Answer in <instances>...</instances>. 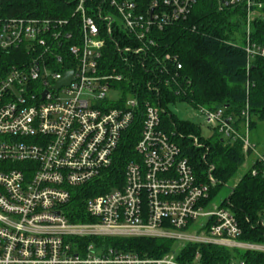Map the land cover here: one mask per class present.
Here are the masks:
<instances>
[{"label": "built area", "instance_id": "built-area-1", "mask_svg": "<svg viewBox=\"0 0 264 264\" xmlns=\"http://www.w3.org/2000/svg\"><path fill=\"white\" fill-rule=\"evenodd\" d=\"M196 1L76 0L72 20L0 17V51L22 47L29 54L28 62L0 76V264H204L199 249L189 260L178 259L187 245L237 251L216 264H246L238 253H264V232L260 242L241 239L230 210L210 196L212 166L200 180L173 139L175 131L162 126V108H139L134 90L123 96L125 75L104 61L110 39L121 63L145 68L152 90L176 83L181 63L156 53V37L184 21ZM217 2L220 9L244 10L247 57L264 58V44L249 39L250 23L264 19V4ZM70 71V82L55 88ZM194 108L212 131L240 140L244 153L256 149L247 103L239 122L222 107ZM137 120L138 139L122 182L115 175L107 191L72 205L116 166ZM183 136L201 146L197 135ZM128 237L174 245L149 257L107 242Z\"/></svg>", "mask_w": 264, "mask_h": 264}, {"label": "trees", "instance_id": "trees-1", "mask_svg": "<svg viewBox=\"0 0 264 264\" xmlns=\"http://www.w3.org/2000/svg\"><path fill=\"white\" fill-rule=\"evenodd\" d=\"M264 4V0H259ZM76 0H0V17H31L72 20ZM264 12V8L262 9ZM245 12L241 8L220 9L217 0H197L188 17L175 25L157 33L156 53L175 55L182 68L178 70L176 83L158 84V92L146 84V70L140 65L130 68L124 65L121 55L107 40L105 59L109 67L115 64L125 78L120 82L123 96L134 90L139 108L146 103L162 108L161 124L166 130L175 131L173 139L178 143L194 171L202 181H206L208 169L215 183L211 184L210 196L223 193L225 184L231 180L245 158L251 152L244 153L240 140L224 138L213 130L210 137L204 139L200 133V124L193 120L178 119L171 106L179 102L202 105L208 108H220L226 114L241 120L240 111L248 104L250 133L259 121L264 120V58L247 57L245 51ZM249 39L264 44V19L255 18L250 23ZM238 34L239 37H236ZM241 40L238 43L237 40ZM29 61L28 52L22 48L0 51V76L12 66ZM249 66L247 68V64ZM173 70V69H172ZM138 120L133 126L134 132L125 137L123 147L118 150V161L95 180L91 187L76 196L72 205H79L85 196L107 191L113 183V176L121 178L124 165L132 158L134 142L138 139ZM135 134V139H134ZM179 134L197 135L201 146H194L187 137ZM132 136V138H130ZM136 158V157H135ZM254 171V173H253ZM116 184H118L116 182ZM120 184V183H119ZM227 195L222 198L238 222L241 239L254 242L262 241L264 232V149L260 157H255L250 167L228 187ZM109 244L123 251L159 257L170 250L174 243L168 239L128 237L109 238ZM200 250L204 264L227 262L232 251L221 246L207 247L187 245L178 259L189 260L194 251ZM236 252L237 251H233ZM246 264H264V253L244 252L237 254Z\"/></svg>", "mask_w": 264, "mask_h": 264}, {"label": "rangeland", "instance_id": "rangeland-1", "mask_svg": "<svg viewBox=\"0 0 264 264\" xmlns=\"http://www.w3.org/2000/svg\"><path fill=\"white\" fill-rule=\"evenodd\" d=\"M264 8V5H262V9ZM260 10V9H258ZM259 16L258 14H256ZM246 15L244 17V22H245ZM256 18V17H255ZM245 29V26H244ZM251 29V28H250ZM236 37H239L238 34H236ZM239 39V38H238ZM238 43H241V40H237ZM171 110L175 113V115L178 117V119L182 120H193L200 124V135L206 139L210 137L211 133L213 134V131L211 128L205 125L204 119L202 116L199 114L198 110L194 108L192 105L187 104L185 102H179L176 103L175 105L170 107ZM250 139L251 141L255 144L256 149L251 153L248 154L245 158V161L243 164L238 168V170L235 172L234 176L231 178V180L228 182V184H225L223 186V193L219 194H214L213 201L219 202L223 197L227 195V190L228 187L232 186L237 179L250 167V164L253 162L255 157H257V154L260 155L262 150L264 149V120L259 121L256 125V127L252 130L250 133ZM264 216V214H263ZM171 250V249H170ZM169 251V250H168ZM234 254L235 252L232 251Z\"/></svg>", "mask_w": 264, "mask_h": 264}, {"label": "water", "instance_id": "water-1", "mask_svg": "<svg viewBox=\"0 0 264 264\" xmlns=\"http://www.w3.org/2000/svg\"><path fill=\"white\" fill-rule=\"evenodd\" d=\"M71 78H72L71 71L70 72H66L65 75L63 76V78L59 82H57V84L55 85V88L60 87V85L68 84L70 82Z\"/></svg>", "mask_w": 264, "mask_h": 264}]
</instances>
